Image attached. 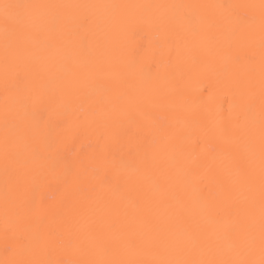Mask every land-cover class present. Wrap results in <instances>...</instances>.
<instances>
[{
	"label": "snow or ice",
	"instance_id": "snow-or-ice-1",
	"mask_svg": "<svg viewBox=\"0 0 264 264\" xmlns=\"http://www.w3.org/2000/svg\"><path fill=\"white\" fill-rule=\"evenodd\" d=\"M241 8L253 14L239 15ZM257 8L259 41L250 33L241 58L226 34L234 41L240 27L256 25ZM0 30L9 242L0 264H264V0H0ZM144 32L155 34L150 63L133 43ZM221 54L229 92L205 97V89L190 105L181 86L187 61ZM241 64L243 73L234 70ZM89 87L99 99L82 98ZM69 113L78 115L61 127L57 118ZM129 133L132 146L118 156ZM82 134L95 137L96 151L62 159ZM129 167L138 173L134 190ZM49 177L74 196L64 213L50 215L27 195ZM57 251L68 258H51Z\"/></svg>",
	"mask_w": 264,
	"mask_h": 264
},
{
	"label": "bare ground",
	"instance_id": "bare-ground-1",
	"mask_svg": "<svg viewBox=\"0 0 264 264\" xmlns=\"http://www.w3.org/2000/svg\"><path fill=\"white\" fill-rule=\"evenodd\" d=\"M25 3H57V4H220V5H259L261 0H20ZM215 12L220 14L224 12V9H216ZM239 15H251L253 10L250 9H236ZM257 17V24L252 27L242 26L238 30V36L233 41L230 35L226 34V38L231 44L230 52L237 54L243 58L249 53V34L252 33L258 43L259 41V9L255 10ZM154 33L144 32L135 38L134 46L136 47L137 57L145 60L147 63L151 62V41ZM183 44L184 42L181 41ZM257 59L259 58V49L256 50ZM227 63L224 54L216 56V58L209 62L202 60L193 64L189 59L187 61V71L184 79L181 81V86L185 88L189 95L188 100L190 105L196 101L201 92H204L205 97L209 94L223 96L229 92L228 75L225 71V65ZM240 73L246 70V66L241 64L238 68L234 69ZM233 71L229 66L228 72ZM82 98L88 95L94 96L99 99L101 92L96 90L93 92L91 87L83 90L81 94ZM5 105V92L3 83V34L0 30V260H4L9 254L5 251L9 242H6L4 235V190H5V175H4V161H3V136H4V120L3 111ZM87 101H84V107L87 108ZM224 108L227 109L228 105L225 104ZM78 113H69L67 116L58 117L61 127L64 126V122L67 120L75 119ZM127 127V125H125ZM131 133L122 138L119 145L114 148V152L119 156V149L122 147L124 152L128 151V148L132 145L129 144ZM191 140H186V144H190ZM83 146V151L81 147ZM96 139L90 135H80L74 141L70 140L63 148L61 157L67 161H73L81 156L91 154L96 151ZM191 156L186 153L185 163L190 164ZM171 164V160H169ZM124 175L129 178V188L135 189V180L138 173L133 168L129 167L124 170ZM28 197L31 199L34 195L35 204L37 207H43L48 210L50 215H56L67 211L66 205L74 202V196L70 195L61 180L53 179L51 177L47 179H38L34 185L33 190L28 192ZM107 199H116L112 194L106 196ZM63 202V203H62ZM175 203V202H174ZM121 207L125 206V202H120ZM26 255V254H24ZM53 259L68 258L59 251L55 252L51 257Z\"/></svg>",
	"mask_w": 264,
	"mask_h": 264
}]
</instances>
